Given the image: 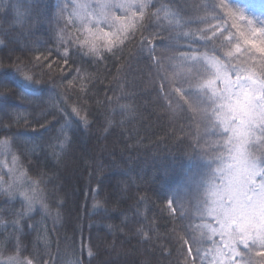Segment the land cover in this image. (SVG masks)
Masks as SVG:
<instances>
[{"label":"trees","instance_id":"trees-1","mask_svg":"<svg viewBox=\"0 0 264 264\" xmlns=\"http://www.w3.org/2000/svg\"><path fill=\"white\" fill-rule=\"evenodd\" d=\"M45 2L50 7L67 4L65 15H70V22L65 32L80 35L76 29L81 25L71 16L74 0ZM176 2L182 6L202 5L207 11L200 15L212 19L211 25L202 24L192 11L176 17L179 25L173 21L171 26L193 34L179 36L181 46L193 41L194 49L222 60H235V56L229 58L226 53L235 52L239 43L242 51L236 55L241 61L248 56L259 61L261 53L254 49L247 51L251 46L246 45L238 29L231 26L234 21L219 7L220 0ZM225 3L234 15L243 13L253 21V26L264 27V0H225ZM96 10L100 13V7ZM113 11L117 10L107 8L106 13L110 15ZM161 23L169 27L167 20ZM235 23L247 32L249 25L245 19ZM60 24L63 26L64 21ZM3 27L10 35H0V40H4L0 44V68L11 70L17 61L23 67L49 49L53 52L49 59L54 63L51 69H45L53 73L52 79L45 77L46 83L41 85L49 89L45 100L51 97V103H46L42 109L26 106L27 111L21 108L9 110L8 115L0 113V124L8 129L5 132L0 128V141H7L0 144V264L16 254L12 237L18 233L14 231L13 221L21 212L24 213L21 226L27 239L20 256L33 259L34 264H70L72 261L78 264H182L172 239L173 224L164 211L165 200L184 195L179 185L183 183L182 178L187 177L192 178L189 191L196 192L198 185L203 199L215 169L224 171L228 163L227 148L219 129L207 130L205 139L219 148L216 153L213 150L212 156L205 157L200 149L194 148L195 130L183 119L176 123L177 117L163 99L164 92L169 91L168 81L157 76L147 53H141L138 47L126 49L116 60L88 64L89 58L84 57L85 63L81 66L79 60L74 64L77 58L72 57L67 64H62L55 55L57 49L62 50L58 42L60 29L51 13L49 19L31 29L27 25ZM213 27L215 35L211 32ZM200 31L208 32L207 41L201 38ZM255 39L260 42L259 38ZM75 51L73 45L69 54ZM81 67L76 74V69ZM197 67L205 75L214 72L207 64ZM230 74L235 79V71ZM61 75L63 80H60ZM161 84L165 86L164 92L160 90ZM73 107L80 109L88 123L72 113L71 126L62 132L65 128L62 109L71 113ZM36 120H40L43 127ZM204 133L202 126L201 134ZM65 134L69 137L67 143ZM25 195L36 198L31 212L27 211ZM198 222L213 221L204 217ZM141 229L149 233L151 242L143 238ZM197 236L200 259L209 264L220 238L214 237V244L207 235ZM165 246L171 254L168 250L161 251ZM89 249L92 256L88 255Z\"/></svg>","mask_w":264,"mask_h":264},{"label":"snow or ice","instance_id":"snow-or-ice-1","mask_svg":"<svg viewBox=\"0 0 264 264\" xmlns=\"http://www.w3.org/2000/svg\"><path fill=\"white\" fill-rule=\"evenodd\" d=\"M103 7L119 12L105 14L95 22L86 20L81 28L76 29L80 35L71 36L65 32L70 22V15H65L67 4L50 7L45 0H0V35H10L3 25H8L9 28L27 25L31 29L49 19L51 13L60 29L58 42L62 50L57 49L55 55L62 64H67L72 57L77 58L73 63L79 60L81 66L85 63L84 57L89 58L86 62L88 64L116 60L130 47H138L141 53H147L157 76L168 81L169 91L164 92V84L160 85V90L164 92L163 99L167 102L169 111L177 117L176 123L183 119L196 132L194 148L200 149L205 157L212 156L213 150L216 153L219 146L207 141L205 135L208 129H219L228 153L227 174L220 168L215 169V175L209 181L203 199L200 198L198 185L196 192L189 191L192 178L187 177L182 178L183 183L179 185L184 195L171 196L165 200L164 211L173 224L172 239L177 256L182 264H204L199 256V234L200 238L205 235L209 239L216 236L220 238L219 245L212 250L213 257L209 264H264V212L261 210L264 207V27L253 26V21L245 18L243 13L234 15L225 0H220L219 7L234 21L231 26L237 28L244 43L251 46L247 51L254 49L261 53L259 61L252 56L241 61L236 54L242 49L237 43L235 52L229 50L226 53L229 58L235 56V60H222L200 51L199 48L194 49L193 41H187L185 46H181L178 37L193 34L178 31L171 26L173 21L179 25V20L175 18L184 16L187 11H192L202 24L211 25L212 19L200 15L207 11L202 5L182 6L176 0H114L112 3H105ZM188 19L191 20L192 17ZM240 19H245L249 25L247 32L235 23ZM61 20L64 21L63 26L60 24ZM163 20L168 21L169 27L161 23ZM211 32L215 35L216 28L213 27ZM200 35L205 41L209 39L207 31H200ZM255 38H259L260 42L257 43ZM165 41L168 42L164 43ZM3 43L4 40H0V44ZM73 45L76 46V51L70 55ZM52 55L53 52L49 49L40 52L34 57V61H29L23 67L17 61L11 70L0 68V113L8 115L9 110L21 108L27 111L26 106H32L33 110L42 109L46 103H51V97L45 100L49 89L41 85L46 83L45 77L52 79L53 73L45 71L52 68L54 61L49 59ZM245 55L247 56V52ZM206 64L214 69L210 75H205L197 67L199 65L203 68ZM59 67L57 65L58 69ZM81 70L82 67L76 69V74ZM232 71H235L234 80L230 74ZM161 72L164 75L161 76ZM63 79L61 75L60 80ZM71 83L69 80V84ZM220 84H223V88H220ZM177 96L179 99H176ZM121 107L129 108L128 105ZM62 111L65 116V128L61 129L62 132H66L67 127L71 126L72 113L84 120L85 124L88 123L77 107H73L71 113L66 109ZM36 123L41 124V121L36 120ZM202 126L204 134H201ZM0 128L8 131L2 124ZM68 140L69 137L65 134L64 142L67 143ZM201 140L204 141L203 144ZM6 143V140L0 141V144ZM233 178L237 183H233ZM220 190L225 192L224 197H220ZM35 199L34 196L25 195L28 212L33 211ZM225 199L231 207L226 206ZM17 215L13 225L18 235L12 237V249L16 254L8 256L2 264H34L33 259H22L20 256L27 236L21 226L24 213ZM204 217H210L214 224L199 223L198 220ZM140 232L145 240L151 242L148 232L143 229ZM213 243H216L214 239ZM165 250L171 254L166 246L161 249L162 252ZM88 255L92 256L91 249ZM256 257L261 259L256 260ZM70 264H78V261Z\"/></svg>","mask_w":264,"mask_h":264},{"label":"rangeland","instance_id":"rangeland-1","mask_svg":"<svg viewBox=\"0 0 264 264\" xmlns=\"http://www.w3.org/2000/svg\"><path fill=\"white\" fill-rule=\"evenodd\" d=\"M75 5H82V7H75L73 5L71 16L73 21L76 24L82 25L86 20H91L95 22L98 19H101L106 13L107 8H104L103 5L105 2L103 0H74ZM95 5V7H93ZM96 7H100V13L97 12ZM119 12V10H117ZM106 27V26H105ZM232 78V77H231ZM234 80V78H232ZM220 87L223 88V84H220ZM225 175L227 174V169L223 171ZM223 183V181H221ZM233 183H237V180L233 178ZM220 197H224L226 194L223 190L219 192ZM224 203L226 206L231 207L225 199ZM262 212H264V207H262ZM214 224V221L212 222Z\"/></svg>","mask_w":264,"mask_h":264}]
</instances>
